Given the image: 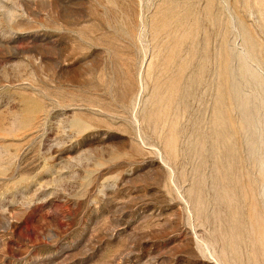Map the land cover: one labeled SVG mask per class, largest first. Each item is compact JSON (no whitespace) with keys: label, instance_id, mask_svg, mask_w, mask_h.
Masks as SVG:
<instances>
[{"label":"rangeland","instance_id":"obj_1","mask_svg":"<svg viewBox=\"0 0 264 264\" xmlns=\"http://www.w3.org/2000/svg\"><path fill=\"white\" fill-rule=\"evenodd\" d=\"M0 264H264V0H0Z\"/></svg>","mask_w":264,"mask_h":264}]
</instances>
